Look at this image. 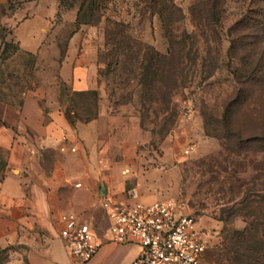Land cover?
Wrapping results in <instances>:
<instances>
[{
  "label": "rangeland",
  "instance_id": "1",
  "mask_svg": "<svg viewBox=\"0 0 264 264\" xmlns=\"http://www.w3.org/2000/svg\"><path fill=\"white\" fill-rule=\"evenodd\" d=\"M10 1L0 3V22L10 17L0 30V99L19 102L41 85L73 32L93 36L108 98L144 130L145 169L161 170V196H183L204 224L201 264H231L235 250L247 255L253 242L234 235L257 234L251 223L264 215V0H172L179 11L165 25L146 0H105L80 17L83 0ZM41 1L58 6L53 60L21 51L13 38ZM115 22L127 26L122 37L112 35ZM147 46L162 59L143 58ZM98 98L72 96L80 111H93Z\"/></svg>",
  "mask_w": 264,
  "mask_h": 264
},
{
  "label": "crops",
  "instance_id": "2",
  "mask_svg": "<svg viewBox=\"0 0 264 264\" xmlns=\"http://www.w3.org/2000/svg\"><path fill=\"white\" fill-rule=\"evenodd\" d=\"M31 7L30 17L15 24V42L25 53L58 58L60 41L49 31L58 6L41 1ZM6 21L10 17L1 20L0 30ZM46 44L52 46L50 55ZM55 63L57 69L21 101L0 99L3 264H78L61 237L69 217L88 224L102 243L89 264H132L139 244L112 240L100 202L106 197L131 205L165 199L163 173L145 169L139 118L114 109L108 98L94 37L73 32ZM93 91L99 97L93 111H80L72 96Z\"/></svg>",
  "mask_w": 264,
  "mask_h": 264
},
{
  "label": "built area",
  "instance_id": "3",
  "mask_svg": "<svg viewBox=\"0 0 264 264\" xmlns=\"http://www.w3.org/2000/svg\"><path fill=\"white\" fill-rule=\"evenodd\" d=\"M194 149L188 145L185 153ZM134 198L137 194L132 193ZM101 207L110 220L112 240L135 242L141 250L132 264H201L209 246L198 217L183 197L131 205L103 198ZM61 237L78 264H89L102 246L89 225L74 217L65 218Z\"/></svg>",
  "mask_w": 264,
  "mask_h": 264
},
{
  "label": "trees",
  "instance_id": "4",
  "mask_svg": "<svg viewBox=\"0 0 264 264\" xmlns=\"http://www.w3.org/2000/svg\"><path fill=\"white\" fill-rule=\"evenodd\" d=\"M10 2L11 1L9 0V3ZM148 2L150 3L151 9H153L156 14L160 15L164 25L169 16L171 17L172 15L178 14L179 10L176 9V6L172 0H146V3ZM104 4L105 0H83L79 17L81 16V13L83 11L93 12L103 8ZM126 27L127 26H125V24L122 22H115V28L112 35L122 37L124 35V30ZM173 43L174 45L180 44L178 41H175ZM143 51V58H146L147 56H150L152 54L150 62L162 59V55L158 51L151 50V48L148 46ZM172 55L173 53L170 54V56ZM88 94L96 96L97 92L93 91ZM88 94L77 93L76 95ZM194 214L197 217L199 216L195 212ZM251 225L257 227V229L259 230L257 234L254 235L253 233H250V235H247L246 232L250 231L235 232L234 236L238 239L239 242L241 241L243 243L249 239V241H252L253 243L247 248L245 247L247 255L241 254L240 251L235 250V255H232L230 256V258H228L231 264H264V215L257 217L255 221L251 223Z\"/></svg>",
  "mask_w": 264,
  "mask_h": 264
}]
</instances>
